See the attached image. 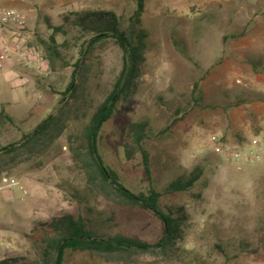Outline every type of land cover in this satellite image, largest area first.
I'll use <instances>...</instances> for the list:
<instances>
[{
  "label": "rangeland",
  "instance_id": "1",
  "mask_svg": "<svg viewBox=\"0 0 264 264\" xmlns=\"http://www.w3.org/2000/svg\"><path fill=\"white\" fill-rule=\"evenodd\" d=\"M0 9L25 16L22 37L43 60L42 72L0 67V148L18 146L60 107L77 115L37 158L0 172V187L4 181L18 184L0 189V261L41 264L44 235L34 226L65 214L91 218L104 235L156 240L159 224L148 212L108 208L86 192L68 140L75 125L79 131L85 110L91 113L111 93L123 64L110 39L82 56L89 36L73 25L76 15L111 12L126 24L135 0H0ZM142 21L149 32L146 62L133 99L120 102L103 126L99 154L126 188L146 193L140 155L128 161L123 144L128 124L147 123L151 185L166 214L184 216L177 249L170 259L145 255L130 263L65 250L61 264H264V159L238 170L217 151L242 150L264 128V103L254 100L264 93V71L254 72L246 61H264V0H146ZM241 30L240 39L223 41ZM48 49L56 54L51 60ZM82 57L76 82H83L85 96L76 108L71 99L61 101V93ZM195 83L199 103L193 100ZM196 167L202 174L188 192L163 193ZM90 208L96 213L90 215ZM100 212L105 221H99Z\"/></svg>",
  "mask_w": 264,
  "mask_h": 264
},
{
  "label": "trees",
  "instance_id": "2",
  "mask_svg": "<svg viewBox=\"0 0 264 264\" xmlns=\"http://www.w3.org/2000/svg\"><path fill=\"white\" fill-rule=\"evenodd\" d=\"M146 0H135V10L126 24H122L111 12L85 11L77 14L73 25L86 34L89 38L83 44L82 56L89 53L97 42L110 39L122 52V70L108 97L101 102L91 113L84 112L81 116L79 131L78 125L68 135L70 151L77 169L84 176L85 190L94 197H99L107 205L139 208L148 212L158 222L160 235L152 241H142L123 235H104L91 218L83 215L65 214L53 217L49 221L36 223L34 231L43 234L39 258L41 264H55L58 248L62 244L61 256L65 250L78 253L96 254L107 261L116 258L130 263L141 256L151 255L161 259H170L175 255L176 245L180 237L181 225L184 216L172 217L166 214L159 204L161 194L151 185V174L148 153L145 150L148 138L147 123L134 122L128 124L126 142L123 144L126 159L131 161L138 153L141 166L149 187L146 193H134L126 188L117 174L108 168L99 154V137L103 126L115 114L116 106L121 102L128 105L136 92L141 69L146 62L148 51L149 32L143 26ZM58 32L60 28H57ZM54 29V31H57ZM244 30L223 36V41L236 40L243 37ZM53 40V38H51ZM32 46L31 44H28ZM49 59L56 54L49 53ZM83 57L74 66L71 82L61 93V101L71 99L76 108L81 107L85 96L83 82H76L80 71L83 69ZM254 72L264 71V61L261 56L246 58ZM15 69H18L15 67ZM193 100L201 102L202 93L197 83L193 85ZM254 100L264 103V93H256ZM60 107L53 115H49L32 133L23 136L18 146L0 148V172L21 162L31 161L42 152L46 151L69 128V122L77 117L73 113ZM73 118V119H71ZM71 119V120H70ZM202 170L194 168L188 175L182 174L171 181L163 190L164 194L188 192L200 178ZM80 196V195H79ZM96 213L95 208H90V215ZM105 212H100L97 217L102 222ZM105 221V220H104ZM99 222V223H100ZM52 234V236H49ZM61 258V257H60ZM12 260H2L0 264H7ZM61 264V259L59 263Z\"/></svg>",
  "mask_w": 264,
  "mask_h": 264
},
{
  "label": "built area",
  "instance_id": "3",
  "mask_svg": "<svg viewBox=\"0 0 264 264\" xmlns=\"http://www.w3.org/2000/svg\"><path fill=\"white\" fill-rule=\"evenodd\" d=\"M26 18L14 9H0V67L11 64L26 72H42L43 60L38 51L23 39ZM220 154L235 162L239 170L242 165H254L264 159V128L244 149H220ZM4 188H13L17 182L4 181ZM27 194L26 190L22 191Z\"/></svg>",
  "mask_w": 264,
  "mask_h": 264
},
{
  "label": "water",
  "instance_id": "4",
  "mask_svg": "<svg viewBox=\"0 0 264 264\" xmlns=\"http://www.w3.org/2000/svg\"><path fill=\"white\" fill-rule=\"evenodd\" d=\"M62 244L60 245V247L58 248L57 254H56V259H55V264L59 263L60 257H61V251H62Z\"/></svg>",
  "mask_w": 264,
  "mask_h": 264
},
{
  "label": "crops",
  "instance_id": "5",
  "mask_svg": "<svg viewBox=\"0 0 264 264\" xmlns=\"http://www.w3.org/2000/svg\"><path fill=\"white\" fill-rule=\"evenodd\" d=\"M9 65L11 66V64H8V65H5V66H9ZM11 67H12V66H11Z\"/></svg>",
  "mask_w": 264,
  "mask_h": 264
}]
</instances>
